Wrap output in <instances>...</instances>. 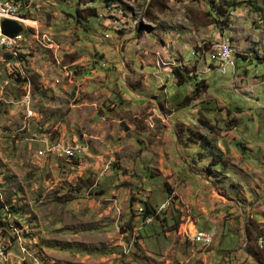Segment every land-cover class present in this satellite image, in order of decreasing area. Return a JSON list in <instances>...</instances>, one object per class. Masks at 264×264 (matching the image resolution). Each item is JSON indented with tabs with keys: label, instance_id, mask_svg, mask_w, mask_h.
<instances>
[{
	"label": "rangeland",
	"instance_id": "1",
	"mask_svg": "<svg viewBox=\"0 0 264 264\" xmlns=\"http://www.w3.org/2000/svg\"><path fill=\"white\" fill-rule=\"evenodd\" d=\"M25 2L28 40L18 51L34 119L24 113L20 64L0 49V264H149L129 218H142L145 202L160 205L182 178L205 188L209 178L215 187L225 181L235 196L224 216L236 220L235 234L203 230L213 236L210 249L219 241L229 255L215 264H264L234 254L248 248L239 215L246 225L253 214L264 219V0ZM220 40L234 48L226 74L207 57ZM197 87L200 95L185 102ZM203 135L225 151L226 164H210ZM63 136L87 152L64 157L61 146L73 150L77 141ZM92 153L106 161L90 164L85 181L82 162ZM231 180L244 192L232 194ZM179 210H166L168 230ZM153 221L145 228L161 229L157 218L145 223Z\"/></svg>",
	"mask_w": 264,
	"mask_h": 264
},
{
	"label": "crops",
	"instance_id": "2",
	"mask_svg": "<svg viewBox=\"0 0 264 264\" xmlns=\"http://www.w3.org/2000/svg\"><path fill=\"white\" fill-rule=\"evenodd\" d=\"M36 38L37 39L39 38L38 32L36 34ZM42 39H44V37H42ZM136 96L142 97V94L139 92V94H136ZM96 113L97 112L95 111L94 114ZM87 128H88L87 130H89L91 133L92 129H95L96 126L90 125ZM95 134L89 137H91L92 139V137L97 136ZM84 135L87 137V134H84ZM73 137L74 138H71V139L76 138L75 136ZM101 139L102 138L100 136V140ZM92 155L94 157H91V158H89L90 156L85 157L86 159H83V162H82V166H83L82 169L84 170L80 171L81 173L80 177L83 178L85 181L89 178V176L87 175L88 174L90 175V173L92 172V170H90V167H91L89 166L90 164H92L93 167L97 168L100 165H104V161H106L104 157L102 156V154L98 155V154L92 153ZM148 179H149L148 177L140 178L141 180L140 183L142 185L141 189H144V184L145 182H147ZM207 182L211 184L209 188L203 187L201 181L197 182L199 186H194L192 181H188L187 179L182 178V180H179L176 182V184L178 185L175 186V188L172 189L170 188V186L167 187V190H166L167 196L173 190L177 191L179 194V197H180L179 199L180 201L179 212L180 213L179 214L180 215L182 214L181 212L182 211L181 209H183L182 203L184 204L185 207L188 208L187 216L185 215L186 216L185 217L183 214L181 215L180 221L181 219L183 220L181 223L179 221L180 225L178 223L179 227H177L176 230L169 231L170 229L169 230L167 229L165 219L168 216L165 212L161 214L158 219L161 229H157L155 226H152L148 229L145 228L147 225L153 224L154 221L150 224H142L140 227H137L140 224V223L138 224V221L141 218L138 217V220L136 216L129 218L128 222L130 223V225L128 229H130L131 226L133 227L132 234H135L141 246L145 247V250H146L145 255L147 256L144 255V258L146 261L150 262L149 264H165L168 262L169 263L171 262L172 264L173 263L175 264H215L216 262H221L224 259H227V258L229 259V255L226 253V251L221 249L218 246L219 241H217V243H214L216 248L214 247L210 249L212 245H207V243H204L201 246L207 248L208 251H201V250L197 251L196 250L197 248L194 246V241L190 239V234H193L192 226H191L193 221L196 222L197 229H203L207 232H213L216 235V238L223 236L224 233H225V236L228 235L229 233L230 234L233 233L234 235L235 230L237 229L236 227H238V225L234 224V222H236L235 219L234 221L233 219H230V220L224 219V216L226 215L227 210L229 209V207H226V206L229 205V203L231 204L232 199H235V196H232L230 192L228 193L225 181L221 182L217 187L213 186L214 182H212V179L209 178L206 181V183ZM247 183L250 184L249 182ZM176 184H173V185H176ZM234 184L235 182L231 180L230 189H233V192H234L232 194H240V192L241 193L242 191L244 192L243 185H241L240 187V184L238 182L237 184L239 185L236 184L234 186ZM149 188L150 187H148L146 190H149ZM215 188H217L220 192H217ZM259 191L261 192L262 190H259ZM224 193H226L227 195H225ZM105 194L106 193L104 192L103 194H101V196L104 199H107ZM100 197H99V200H100ZM142 201L145 202L147 201V199L142 198ZM209 201H212V202H209ZM145 207L146 206H144V208ZM152 207L156 208L157 206H152ZM138 215H142V210L138 212ZM189 215H190V221H189ZM236 216H238V213H235L233 218H235ZM239 216L241 220L239 226H240L242 236H243V233L246 234V224L243 218L241 217V215ZM245 218L246 220H248L247 222L254 221L256 224H258L255 221V214L245 217ZM186 225H188V228L185 227ZM258 225H264V219L260 220ZM145 229L146 231H144ZM169 233H173V235L171 237H167ZM246 237H247V234H246ZM153 239L156 242H152ZM185 239L188 241H186ZM241 240H242V237H241ZM246 241H248V238H246ZM189 242H192L193 244ZM218 250H219V253H218ZM242 252L243 254L241 255H239V251L234 252V254L236 255L237 258L242 259V260L245 259L247 256V258H250L253 262L257 263V261L247 251H242ZM228 262L229 261H227L226 263Z\"/></svg>",
	"mask_w": 264,
	"mask_h": 264
},
{
	"label": "built area",
	"instance_id": "3",
	"mask_svg": "<svg viewBox=\"0 0 264 264\" xmlns=\"http://www.w3.org/2000/svg\"><path fill=\"white\" fill-rule=\"evenodd\" d=\"M27 8H29V3H26L25 0H0V49L6 50L7 52L11 53V55L15 56L16 61L13 64H20V72H17V75H20L23 78L26 90V93L24 94L22 100L25 105L24 113H30V119H34L32 113L29 110V103H31V81L29 76L23 69L19 56L20 51H18V47L23 42H26L28 40L25 36V29L28 27L26 26L28 25L26 23L30 20L28 19L29 12L26 10ZM6 19L14 20L20 23L23 26L22 31H20L17 35L14 36L6 34L3 30V21ZM29 26L33 28V25L30 24ZM207 57L209 58L211 64H220V72L222 74H226L231 68H234L236 66V61L234 60V53L232 52V46H223V40L214 43L212 48L208 50ZM210 69L211 68L208 67V70ZM54 142L55 144H60L59 140L55 139ZM61 152L63 153L64 157L68 159L73 158L74 160V157L80 158L81 153H86L87 150L83 144L77 141V147L75 149L63 150V147L61 146ZM179 205L180 201L178 197L169 193L166 200L163 201L160 205H158L153 212L145 215L143 208L141 220L142 222L146 220H155L161 214L166 212V210H168L169 208H179ZM246 210H250V207H247ZM242 212L244 213V211ZM0 226L1 233H5L4 221H2L1 217ZM191 226L194 237V246L197 248V251H200L201 245L206 243V237L210 233H204L203 229H197L195 221H193ZM258 245H262V247L264 246V236H260V241L258 242ZM223 264H225V261L223 262Z\"/></svg>",
	"mask_w": 264,
	"mask_h": 264
},
{
	"label": "trees",
	"instance_id": "4",
	"mask_svg": "<svg viewBox=\"0 0 264 264\" xmlns=\"http://www.w3.org/2000/svg\"><path fill=\"white\" fill-rule=\"evenodd\" d=\"M92 2H95L96 0H89ZM106 3L110 4L112 3L113 0H104ZM90 10L95 11L94 8H89ZM219 10H221V7H219ZM77 13L79 15V10H77ZM95 13V12H94ZM91 15H95V14H91ZM80 16V15H79ZM81 18V16H80ZM9 55V54H7ZM174 74L176 75V77H178L180 83L185 82L186 78L184 77L183 72L177 68L174 72ZM199 87H197L196 92H194L193 94H187L185 96V102L191 101L192 99H195L197 96H199ZM202 138V142L200 144V146L204 149H206L207 147L210 149L209 152V156L212 157L211 160V165L221 162L224 164H226V156L225 153L223 151H221L215 144H213V142L207 138L206 136H201ZM215 150V153H214ZM203 155V154H201ZM172 192V191H171ZM6 203V202H4ZM2 203H0L1 205ZM144 206H146L144 208V214H149L151 212L154 211L155 208H153L149 203L145 202ZM157 219H159L157 217ZM179 222H176L173 227L170 230H176L178 226ZM143 224H146L145 221H143ZM180 225V223H179ZM246 234H247V238H248V248L246 249V251L257 261V262H263V258H264V246L260 247L258 245V238L259 236H264V226L263 225H258L256 224L254 221L249 222L246 225ZM232 262V261H231ZM233 262H237V261H233Z\"/></svg>",
	"mask_w": 264,
	"mask_h": 264
},
{
	"label": "water",
	"instance_id": "5",
	"mask_svg": "<svg viewBox=\"0 0 264 264\" xmlns=\"http://www.w3.org/2000/svg\"><path fill=\"white\" fill-rule=\"evenodd\" d=\"M23 26L17 21L6 19L3 21V30L6 34L10 36L17 35L20 31H22Z\"/></svg>",
	"mask_w": 264,
	"mask_h": 264
},
{
	"label": "bare ground",
	"instance_id": "6",
	"mask_svg": "<svg viewBox=\"0 0 264 264\" xmlns=\"http://www.w3.org/2000/svg\"><path fill=\"white\" fill-rule=\"evenodd\" d=\"M30 21V20H29ZM223 46H230V44H225V45H223ZM232 52L234 53V48L232 47ZM216 65V64H215ZM218 67L220 68V64H218ZM30 104V103H29ZM63 137H65V136H63ZM66 138H68V139H71V138H69V137H66ZM71 140H76V139H71ZM77 141V140H76ZM81 167V166H80ZM173 192H175V190H173L172 192H170V193H173ZM2 201L3 202H0V203H2L1 205H0V207H1V209L5 206V203H4V200L2 199ZM5 212H6V209H5ZM138 213V212H137ZM5 214V213H4ZM187 216V215H186ZM185 216V217H186ZM190 216V215H189ZM10 220V219H9ZM2 221H4V223H6L7 222V218H2ZM143 223V222H142ZM264 226V225H263ZM210 230V229H209ZM205 233V232H204ZM2 236V235H1ZM263 236V235H262ZM4 236H2V238H3ZM259 241H260V236H259ZM206 240L207 241H209V242H212L213 241V236L212 235H208L207 237H206ZM260 246V245H259ZM260 247H262V246H260ZM246 249V248H245ZM230 262V261H229Z\"/></svg>",
	"mask_w": 264,
	"mask_h": 264
}]
</instances>
